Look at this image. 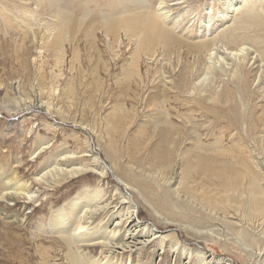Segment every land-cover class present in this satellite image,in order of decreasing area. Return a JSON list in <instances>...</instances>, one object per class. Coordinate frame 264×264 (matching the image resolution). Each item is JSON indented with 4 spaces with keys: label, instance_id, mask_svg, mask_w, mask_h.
<instances>
[{
    "label": "bare ground",
    "instance_id": "6f19581e",
    "mask_svg": "<svg viewBox=\"0 0 264 264\" xmlns=\"http://www.w3.org/2000/svg\"><path fill=\"white\" fill-rule=\"evenodd\" d=\"M201 1L205 0H71L68 10L51 3L48 5V10L50 9L51 11L48 16L52 17V19L54 18L55 24L42 25L44 29L43 38L47 39L44 46L47 50H51L56 54L58 52L61 53L62 46L67 39L74 63L78 60L79 51L82 50L87 54L89 64L92 65L94 63L95 67L101 64L104 70L108 72L109 63L105 62V55L109 54V52H115L114 49L119 48V40L124 37L129 45L134 46L133 51L129 53V64H123V75L117 81V84L125 85L126 89L129 84L135 83L139 86V83L144 80V76L141 77L140 75L141 67L145 65H142V58L153 60L161 56V59L164 58L162 60L163 64L173 67V70L175 69V64L177 67L179 66L176 79H171L170 83L174 84L176 91L183 98L175 99L183 101L186 96L195 95L194 98L196 100L187 101L195 104L200 117L210 119L212 127L206 130L205 137L208 140V137L212 136L213 141L207 144L204 143L202 135L198 134V131L201 130H199L200 127L198 128L197 125L191 126L186 121L182 122V125H175L171 122V116L169 117L168 115L169 109L164 108L169 91L167 92L163 87V90H157L159 87L156 84L152 86L153 89L152 91L150 90L151 92L149 91L150 94L146 98L149 100V107H152L151 110L155 113L152 127L156 143L153 151L151 150L150 159L154 161V165L158 169H168L170 166L180 162L182 168L179 178L180 187L177 191L182 193L189 201L191 199L198 201L201 207L210 209V215L206 216L204 213L203 216L192 218L186 211L189 208H179V212L174 213L176 206L171 200L173 198H171L170 190H165L164 195L158 198L157 191L150 190L149 186L143 185L137 180L138 178L134 172L130 173V167H128V171L126 169V172H123V168H121L122 172H118V175L126 185H133V188L143 198L146 199L147 197L151 207L154 206L157 213H159L157 210H160L163 216H167L166 219L167 221L170 220V223L174 222L183 226L190 224L193 228H203L208 224V221L220 219L221 224L226 227L225 229L228 232H235L240 239L246 241L250 247L257 250L258 256H261L264 262V89L263 87L260 88L264 80V4H261V0H208L202 5L203 9L206 6L205 11L198 15L203 23V26H200L202 31L205 32V27L209 26L210 18L213 16L221 17L222 22L226 20L225 23L229 20L228 18L232 19V15L236 13H239V17H237L235 23L230 26H224L218 33L208 36L209 32L203 36L198 35L196 38H191L190 32H187L188 34L185 33L187 30L183 29L181 21L184 22L188 18L191 20L193 12L199 9L198 3ZM175 6L179 7L177 12H174ZM20 8L19 6L13 7L9 3L0 4V24L2 26H0V30L2 28L3 30L6 29L4 31L5 34H8L10 29L22 27L21 23L23 22L16 15L21 13ZM206 16L207 20H204ZM195 18L193 17L191 22H194ZM23 28L26 29L25 33L32 37L33 45L36 40L34 31L27 26H23ZM3 30L0 32H3ZM99 33L104 36L105 40L97 41ZM39 39L42 38L40 37ZM249 49H252L253 52H249ZM171 55L176 56L175 62L171 61L169 57ZM250 55L252 56L250 57ZM188 56L190 58L193 57V61L186 60ZM118 57L117 55L113 59L114 65L118 63ZM239 57L241 58L239 59ZM228 61L231 62L228 63ZM159 67H161L160 74L161 72L164 73L165 70H162L164 68L162 64L153 69H158ZM93 68L90 69L93 70ZM112 68L114 69V66ZM200 72L204 75L203 80L207 81V86H205L204 90H200L196 82H194L197 79L195 77ZM98 78L94 74L92 81L98 80L102 84L103 82ZM84 81L87 82V78L84 77ZM14 86H16L15 91L17 94H22L20 93L22 91L21 85L16 83ZM44 89L47 90L45 87ZM68 89L70 90V88ZM29 90L31 91L32 89ZM259 90H263L261 94L262 100H253L260 92ZM40 93L35 91V96L32 98L30 95H26V98L11 100L10 103L15 107L24 108L23 110L44 107L47 113L54 112L53 104L48 99L43 102ZM50 93H48V96ZM53 94H57L56 90L53 91ZM174 95L176 96V94ZM161 98L164 100L159 101ZM187 101H183V105L189 109L191 105ZM119 110L123 111V108H119ZM192 111L190 110L191 114L193 113ZM222 123L225 125L218 127ZM108 126L110 127V124ZM112 131L114 132L115 130ZM214 131L218 132L217 137ZM187 139L190 141L194 139L195 143L185 148L184 144ZM21 141L23 142V138H21ZM227 143L229 144L228 148H226ZM183 148H185V151H183L185 156L176 159L178 158L176 156L181 155ZM66 153L74 154L72 151ZM80 153L83 152L81 151ZM75 156H72L73 158L70 155L68 158L63 156L64 165L56 163L57 166H66L65 169L71 168L66 174L67 177L78 175L89 168L87 162L84 165H75L74 163L79 160L81 162L86 160L85 157ZM112 157H109L110 160ZM51 159H48L49 165L46 166L45 164L46 167L42 171L49 169L53 164V159ZM58 169L60 170L58 172L64 173V171H67L62 168ZM53 171L57 173L55 167L51 168L47 172H43L39 178L37 177L38 179H34L35 181L28 183L17 177V173L21 172L20 168L9 170V172L0 168V199L6 200L10 197L14 200L22 199L26 201V204L23 203L24 207L27 204L38 202L40 198L38 199L37 192L33 191V186L39 184L44 176L51 175ZM104 174L102 172V175ZM195 180H198L201 188L206 187V189L198 192V190L192 188L190 184ZM102 192L103 190L101 189H90L88 187L82 189L68 204L61 206V208L59 207L60 209L57 211L48 213L46 217L47 229H44L41 225L40 229L37 228L36 231L31 232L33 237L28 236L29 229L24 227V225H20L19 222L24 221L26 223L33 217L35 211H43L42 207L35 208L36 210H34L33 215L31 214L32 216H23L22 212L19 213L22 220H17L19 216L16 210L8 209L9 211L6 213L0 212V229L3 228L6 231L4 233V235H7L5 236L6 241L13 244L11 253L1 260L2 263L6 262L9 264L11 261H19L16 263L33 264L34 258H37L39 260L36 262L37 264H49L57 260L56 257L61 255L65 264H123L124 260H126V264H130L131 251L129 248L133 245L130 247L128 241L133 239L137 232V227L143 228V225H140L137 221L139 219L133 206L125 215L127 231H125L126 234H124L120 242L115 240L117 231L114 229L122 221L119 212L109 216L108 220L98 227L90 228L85 223L86 216H91L93 211L96 213L97 204L103 198ZM163 197L165 198L164 201L162 200ZM53 203L56 202L54 201ZM125 204L130 207L129 201ZM116 221L114 228L110 229L113 222ZM151 233H153L152 236L155 235V232L152 231ZM42 234H48V236L45 237L44 235L42 237ZM45 238L50 239L51 246L37 245V241L45 240ZM28 245L30 246L29 249L35 247L37 251L33 250L32 254L28 253L24 260V250ZM93 245H96L95 248L100 249L99 256H94L92 247H89ZM175 245H177V242H175ZM54 246L58 248L56 249ZM118 248L123 250L121 252L128 251L129 258L121 259L123 254L116 250ZM209 259L215 264H230L228 261L222 262L221 258L211 256ZM199 264L209 263L208 260L205 261V258L202 257Z\"/></svg>",
    "mask_w": 264,
    "mask_h": 264
},
{
    "label": "rangeland",
    "instance_id": "374dc122",
    "mask_svg": "<svg viewBox=\"0 0 264 264\" xmlns=\"http://www.w3.org/2000/svg\"><path fill=\"white\" fill-rule=\"evenodd\" d=\"M70 1L71 0H0L1 5L9 3L13 7H23L22 9L20 8L21 13L16 14L23 22L21 23L22 27L10 29L8 34L4 33L6 29L3 30L2 28L0 30H3V32H0V168L8 172L9 170L20 168L21 172L17 173V177L28 183L35 181L34 179H38L43 172L45 173L51 168L55 167L57 171V173L53 171L51 175L48 174L44 176L43 180L41 179V182H39L40 185L37 184L33 186V191H36L39 196L38 199L40 198L38 202L27 204L26 207H24L26 201L22 199L14 200L12 197L6 200L0 199V212L6 213L9 211L8 209H13L17 211L16 213L18 216L21 212L23 216H30L34 214V210L42 207L43 211H35L33 217L26 223H24V221L19 222L20 225H24V227L29 229L28 236L33 237L31 232L36 231L37 228L40 229L41 225L44 229H47L48 223L46 217L48 213L57 211L61 206L68 204L82 189L87 187L90 189H101L103 190V198L97 204L98 209L96 213L93 211L91 216L85 217V223L89 225L90 228L98 227L104 224L109 216L119 212L122 221L118 223L115 228L114 225L117 221L113 222L110 229L114 228L117 231L115 240L120 242L121 238L126 234L125 231H127L125 215L133 206L139 219L137 221L140 225H143L144 229L137 227L136 236L134 235L133 239L129 240L130 242L128 241L130 247L133 245L129 248L131 251L130 264H199L202 257L205 258V261L208 260L209 264H213L214 262L209 261V257L211 256L221 258L222 262L228 261L230 264H264L261 256H258L257 250L250 247L246 241L240 239L235 232H228L225 229L226 227L221 224L220 219L212 221L209 219L210 221H208V224L203 228H193L190 224L183 226L174 222L170 223V220L167 221L166 219L167 216H163L160 210L157 211H159L161 215L156 212L154 206L151 207L149 201H147V197L146 199L143 198L142 195L133 188V185H126V183L122 181L118 172H126V169L128 171V167H130V173L132 174V172H134L138 181L143 185L149 186L150 190L157 191L159 195H157L158 198L164 195L165 190H170L171 198H173L171 200L176 206L175 210L173 209L174 213H178L179 208H189V210L186 209V211L192 218H198L200 215L203 216L204 213L206 216L210 215V209L201 207L198 201L192 199L189 201L182 193L177 191L180 187L179 178L182 168L180 162L170 166L168 169H158L155 167L154 161L150 159L151 150L153 151V147H155L154 144L156 143L152 127V120L155 113L151 110L152 107H149V100L146 98L152 91V86L156 84L159 87L157 90H163V88H165L167 92L169 91L166 97L167 100H165L164 103V108L170 110H168V115L169 117L171 116V122L175 125H182V122L186 121L191 126L197 125L198 128L200 127L199 130L202 131V133L198 131V134L202 135V140L206 144L213 141L212 136H210V138L208 137V140L205 137L206 130L212 127L210 119L200 117V113L197 112L195 104L187 101L196 100L194 98L195 95L191 94V98L188 95L184 98L186 100L183 99V101H187L191 105L189 109L193 110L192 114L190 110L183 105L182 100H179V103L178 99L183 98V96L179 95L174 84L170 83L171 79H176L179 66L177 67L175 64V69L173 70V67L163 64L162 60L164 58L161 59V56L153 60L142 58V65H145L141 67L140 75L141 77L144 76L145 81L142 80L139 86L135 83H131L126 89L125 85L117 84V81H119L123 75L122 66L123 64H129V53L133 51L134 48L133 45L131 46L128 44L124 37L119 40V48L121 50L117 47L114 49L115 52H109V54L105 55V62L109 63L108 72L104 70L101 64L96 67L94 63L92 65L89 64L87 60L89 58L82 50L79 51L78 60L74 63L67 39L62 46V52L57 53L58 56L55 52L47 50L44 46L47 39L43 38L44 29L42 25L55 24L54 18L52 19V17L48 16V14L51 13L50 9L48 10V5L52 3L68 10ZM207 1L208 0L198 3L199 9L193 12L191 16L192 19L196 17L194 22H191L192 19L190 20L189 18L184 22L181 21V26H183V29L187 30L185 33L190 32L191 38H196L198 35L203 36L209 32L210 33L207 34L208 36L218 33L224 26H230L235 23L237 17H239V13L232 15L233 18H228L229 20H227L226 24V20L223 19L224 21L222 22L221 17L213 16L210 18L211 22L209 26H204L206 28L204 32L200 27L201 25L203 26V23L198 15L205 11L206 6H204L203 9L202 5ZM261 4H264V0H261ZM176 8L177 6L174 7V12H177L179 9V7ZM215 14L217 15V13ZM204 20H207V16ZM23 26H27L34 31L36 36V40L33 43L34 46L32 45V37L25 33L26 29H24ZM17 36L18 38L16 39ZM40 37L42 39H39ZM102 39L105 40L104 36L99 33L97 41H101ZM250 51L251 53L253 52L252 49H249V52ZM220 54L222 55V53ZM117 55L119 56L120 62L118 61V63L114 65L113 59L116 58ZM171 56H169L171 61L175 62L176 56ZM251 56L252 55H250V57ZM183 57L185 58V56ZM192 58L193 57L190 58L188 56L186 60L193 61ZM240 58L241 57H239V59ZM230 62L228 61V63ZM160 64L164 66L162 70H165L164 73L161 72V74V67L153 69L156 66H160ZM113 66L114 69L112 68ZM150 67L152 68V72ZM90 68H93V70ZM94 74L99 77L98 79H101L103 82L102 84H100L98 80L92 81V76ZM201 74L202 72L195 77L197 79H195L194 82H196L200 90H204L205 86H207V81L203 80L204 75ZM84 77L87 78V82H83ZM16 83L21 85L22 91L20 93L22 94L20 95L15 91L16 86L14 85H16ZM44 87L47 90H45ZM261 87L264 89V80L262 85H260V88ZM68 88H70V90ZM29 89L32 90L30 91ZM54 90H56L57 94L52 95ZM35 91L37 93L41 92L40 97L43 99V102H46L48 99V101L53 104L55 108L54 112L47 113L44 107L23 110L24 108L15 107L10 103L11 100H22L26 98V95H30L32 98L35 96ZM259 91L258 95H256L257 97L255 96L253 100H262L261 94L263 90ZM48 93H50L49 96ZM174 94H176V96ZM162 100L164 99H159V101ZM119 108H123V111L119 110ZM113 110L114 112H112ZM76 122L84 123L86 126L84 124H82V126ZM188 123L187 125H189ZM109 124L110 127L112 126L111 128L108 126ZM224 125L225 124L222 123L218 127ZM111 129L116 132L114 131V133ZM214 133L217 137L218 132L216 133L214 131ZM21 138H23V142ZM193 140L190 141L187 139L184 147L188 148L191 144L195 143ZM42 146H44L45 149H43L44 147ZM110 146L115 149L113 150ZM228 147L229 144L227 143L226 148ZM185 148L182 149L180 156H176L178 157L176 159L185 156L183 152ZM108 149L111 150L109 153ZM71 151L74 152V154L66 153ZM81 151L83 153H80ZM112 151L115 152L113 153ZM69 155L71 157L75 155V157H85L86 160L82 162L79 160L74 164L80 166L87 162L89 168L78 175L71 176L72 178L67 177L66 174L71 168L68 167L65 169L66 166H57L56 163L58 165H64L65 161H62V157L68 158ZM112 155H114V157H112ZM110 156L112 157L111 160L109 158ZM50 157L53 159V166L51 165L52 167L50 166L49 169H45L46 171H42L43 168L49 165L48 159H51ZM140 165L141 167H139ZM58 168L67 171H64V174L63 172H58L60 171ZM121 168H123V170ZM102 172L105 174L102 175ZM64 180L66 181L64 182ZM190 185L195 190H198V192L206 189V187H200L198 180L192 181ZM165 197L168 198L167 196ZM164 199L163 197L162 200L164 201ZM128 201L130 202V207H127L125 204ZM154 203H156V201H154ZM20 219L22 220V217L19 216L17 220ZM152 231L155 232L154 236H152ZM5 232L3 228L0 229V264H8L6 262L2 263L1 260L11 253L13 246V244L6 241L5 236L7 235H4ZM42 235V237H44V235L45 237L48 236V234ZM98 241L100 242V240ZM175 242H177V245H175ZM50 243V239L48 238L37 241V245H42L44 247L51 246L52 244ZM95 246L96 245L89 247H92L94 256H99L100 249L95 248ZM29 247L28 245L24 250V260L28 253L32 254L35 250L37 251L35 247L33 248L31 246V249H29ZM54 248L57 249L58 247L54 246ZM116 250H119L120 253L123 254L121 259L124 260L127 257L129 258L128 251L121 252L123 251L121 248ZM56 259L57 260L49 264H65L61 255L57 256ZM38 261L37 258H34L33 264H37L36 262ZM16 262L19 261H11L10 263L19 264ZM123 264H126V260H124Z\"/></svg>",
    "mask_w": 264,
    "mask_h": 264
}]
</instances>
